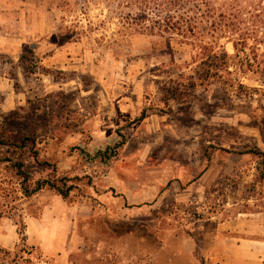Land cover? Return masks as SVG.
<instances>
[{"label": "rangeland", "instance_id": "1", "mask_svg": "<svg viewBox=\"0 0 264 264\" xmlns=\"http://www.w3.org/2000/svg\"><path fill=\"white\" fill-rule=\"evenodd\" d=\"M252 10L243 28L264 38ZM137 11L134 0H0V135L34 134L41 158L76 186L66 203L49 189L19 200L20 214L31 223L51 204L78 206L60 256L33 238L25 246L15 220L0 216V245L12 251L0 252V264H199L197 248L206 257L216 239L241 253L249 228L264 240V181L252 153L264 151V72L232 60L230 73L167 106L165 82L192 74L195 52L119 18ZM216 42V52L236 54L228 38ZM239 80L246 87L229 86ZM8 148L0 154L26 156L38 177L52 170ZM7 171L0 167V203L10 207L17 184L4 182ZM122 187L138 208L118 197Z\"/></svg>", "mask_w": 264, "mask_h": 264}, {"label": "trees", "instance_id": "2", "mask_svg": "<svg viewBox=\"0 0 264 264\" xmlns=\"http://www.w3.org/2000/svg\"><path fill=\"white\" fill-rule=\"evenodd\" d=\"M66 3L69 0H64ZM89 1V0H87ZM222 1V2H221ZM250 1V0H249ZM248 0H134L138 7L135 14L126 17L120 15L119 18L129 26L168 37L172 40L175 37L182 42L191 45L195 54L192 56L197 64L192 74H186L178 79L170 78L165 82L163 90L168 92L165 98V104L171 106V103H184L188 100L192 90L201 86H208L213 81L222 77V72L230 73L232 60L238 62L243 67L249 69L255 68L264 72V50L261 44H264V38L258 35L256 30L243 28V24L249 22L245 15L252 10L251 20L264 23L263 1L257 3ZM259 11V12H257ZM122 22V23H123ZM203 33V34H202ZM200 34V36H198ZM218 37L228 38L233 42L236 54L231 56L228 50L224 49L222 53L215 51ZM209 39L208 41L206 39ZM251 41L253 43L251 44ZM230 87H246L240 80L237 84L232 82ZM171 111V108H169ZM146 113L142 114L145 117ZM38 141L34 134H27L19 141H7L0 135V147L8 146L25 155L29 153L31 159L38 167L49 166L52 170L47 176L36 175L35 165L28 162L26 156L14 158L12 156H2L0 154V167L7 169L8 175H4L3 180H16L17 186H14L12 192V206L8 207L5 202L0 203V216L9 217L15 220L19 226L18 234L21 241L26 245V222L23 215L20 214V207L17 201L21 199H30L43 190H55L64 201L69 202L71 193L76 189L72 178L58 173V166L41 158V150L37 149ZM12 147V148H11ZM252 153L260 161V166H264V151L256 148ZM258 166L259 179L264 181V170ZM3 184V181H1ZM12 183V182H11ZM0 193L3 188L0 185ZM12 193V194H10ZM4 193L1 194V198ZM34 249V247H31ZM18 252V245L15 247ZM0 252L12 255V251L0 246ZM195 256L200 264H207L206 258L199 254V248L195 251Z\"/></svg>", "mask_w": 264, "mask_h": 264}, {"label": "crops", "instance_id": "3", "mask_svg": "<svg viewBox=\"0 0 264 264\" xmlns=\"http://www.w3.org/2000/svg\"><path fill=\"white\" fill-rule=\"evenodd\" d=\"M111 188H116V185L114 186L112 185ZM45 191L47 190H43V192ZM119 191L121 192V195H119L118 197H123L124 202L126 204L128 203V205H135L134 208H138V204H141V202L136 200L137 197H135L133 193L129 194L130 192L129 190H125L122 187V189ZM104 192H105L104 195L107 197L109 193L106 190H104ZM41 193H39L38 195H40ZM55 197H56V202L66 203V201H64L59 194H57ZM103 207L105 209L104 211H106V217L109 219L113 217L112 215L114 214L112 215L109 214L110 209H108V206L105 203H103ZM77 208L78 206H72V207L67 206L64 210L62 208L61 210H56L57 208H54L52 204L49 205L48 207H45L43 209L44 211H42L39 217L33 216L31 219V223L30 221L26 222V225H28L26 227V242L27 240L29 242L30 239L33 238L34 239L33 243L36 245H41L46 255L60 256L59 249L64 248V243L67 242L66 238L69 237L66 235L67 231L64 230L63 225L65 224V222L73 223L76 220L75 209ZM230 223L228 224L222 223V227L220 225L218 229L221 228L226 229V231L229 232L231 231L230 228H232L231 232L233 233L234 229L236 228L233 225L231 226ZM243 223L248 227L253 222L251 219L250 220L248 219L247 222H243ZM31 228H33L32 234L30 233ZM16 232L18 234V231ZM247 233H250L247 235L248 243L250 244L248 247H246V250L242 248L243 251L242 253L240 249L243 245H238V247L235 248L234 246H232V244H229L227 242V239H223L224 238L223 237L221 238V240L216 239L211 243L209 247V251L206 252V257L205 256L204 257L206 258L207 261H210L212 264H264V246H263L264 240L262 239L263 241H260L261 239L259 240L258 237H252V233L254 232L250 228ZM48 235H51L52 237V239H49V242L47 239L49 237ZM252 243H257V245L253 244L254 249L251 248ZM49 244L50 247L47 248ZM257 248H259V250H256Z\"/></svg>", "mask_w": 264, "mask_h": 264}]
</instances>
